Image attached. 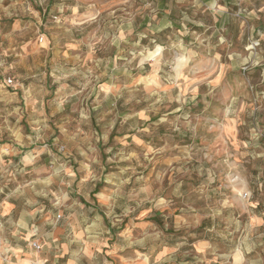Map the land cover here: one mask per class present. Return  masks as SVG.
<instances>
[{
	"label": "rangeland",
	"instance_id": "1",
	"mask_svg": "<svg viewBox=\"0 0 264 264\" xmlns=\"http://www.w3.org/2000/svg\"><path fill=\"white\" fill-rule=\"evenodd\" d=\"M160 2L0 0V195L96 183L117 264H264V0Z\"/></svg>",
	"mask_w": 264,
	"mask_h": 264
},
{
	"label": "crops",
	"instance_id": "2",
	"mask_svg": "<svg viewBox=\"0 0 264 264\" xmlns=\"http://www.w3.org/2000/svg\"><path fill=\"white\" fill-rule=\"evenodd\" d=\"M167 1L161 0L159 3L160 17L154 29L156 32L168 27L172 28L173 20L162 13L173 12ZM201 1L207 2L212 10L217 7L221 11H227L229 5H235L238 0ZM74 9L78 12L76 7ZM213 11L216 14L218 10ZM227 18L223 12L218 13L220 25L224 26ZM160 47L162 46L158 45L157 48ZM92 186L87 195L92 198V204L83 196V199L77 201L72 199L73 189L67 192L69 197L61 201L60 206L20 195L11 197L2 193L3 196L0 195V264L35 262L81 264L82 259L94 258L103 253L109 264H117L119 260L115 257L124 250L130 249L131 219H107L103 214L99 215L98 212H101V207L104 206L101 201L104 194L99 185L95 183ZM29 188L33 192L34 185ZM57 215L60 216L59 219L56 218ZM118 223L121 225L116 226ZM121 237L127 240L126 247L120 244ZM32 241H36L41 246L40 251L31 247ZM162 249L164 250L161 251ZM168 250L166 246H162L161 252L159 251L161 257H166L169 254ZM124 264L130 263L127 261ZM142 264L146 263L142 262Z\"/></svg>",
	"mask_w": 264,
	"mask_h": 264
},
{
	"label": "built area",
	"instance_id": "3",
	"mask_svg": "<svg viewBox=\"0 0 264 264\" xmlns=\"http://www.w3.org/2000/svg\"><path fill=\"white\" fill-rule=\"evenodd\" d=\"M40 40L42 41L43 38L41 37ZM258 45H259V43L255 44V46L253 48L257 47ZM6 82H7V85H10V84H12V79L9 78ZM56 218L59 219L60 216L57 215ZM30 245L36 251H40L41 250V246L36 241H32L30 243ZM32 264H45V263H43V262H35V263H32Z\"/></svg>",
	"mask_w": 264,
	"mask_h": 264
},
{
	"label": "bare ground",
	"instance_id": "4",
	"mask_svg": "<svg viewBox=\"0 0 264 264\" xmlns=\"http://www.w3.org/2000/svg\"><path fill=\"white\" fill-rule=\"evenodd\" d=\"M153 54V53H152ZM158 55V54H157Z\"/></svg>",
	"mask_w": 264,
	"mask_h": 264
}]
</instances>
